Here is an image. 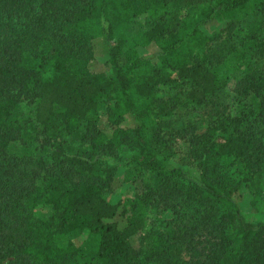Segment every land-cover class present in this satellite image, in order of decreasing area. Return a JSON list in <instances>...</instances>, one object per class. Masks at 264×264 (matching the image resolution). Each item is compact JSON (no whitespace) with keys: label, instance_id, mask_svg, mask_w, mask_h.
Segmentation results:
<instances>
[{"label":"trees","instance_id":"16d2710c","mask_svg":"<svg viewBox=\"0 0 264 264\" xmlns=\"http://www.w3.org/2000/svg\"><path fill=\"white\" fill-rule=\"evenodd\" d=\"M253 1L209 0L174 30L164 2L153 0H0V28L5 14L26 20L0 50V264H178L148 221L159 207L180 218L187 202L195 205L191 227L173 239L190 248L192 264H264V220L246 216L237 199L253 203L264 192V132L258 139L250 127L264 129V78L244 81L232 130L218 119L186 136L183 164L175 154L159 156L145 126L163 85L191 83L188 97L197 104L215 94L217 69L192 62L182 46L219 39L231 28L221 16ZM144 13L149 30L131 42L116 37ZM213 20L223 26L209 33ZM100 38L107 77L88 69L89 45ZM149 46L156 52L142 54ZM22 92L37 100L33 120L19 117ZM103 115L109 132L99 127ZM80 127L85 146L65 145ZM39 129L46 158L9 154L13 142L32 141ZM118 172L122 184L140 185L130 203L103 196Z\"/></svg>","mask_w":264,"mask_h":264},{"label":"rangeland","instance_id":"374dc122","mask_svg":"<svg viewBox=\"0 0 264 264\" xmlns=\"http://www.w3.org/2000/svg\"><path fill=\"white\" fill-rule=\"evenodd\" d=\"M153 1L164 2L167 11L165 16L175 30L180 20L190 23L197 14L198 6L205 5L209 0ZM221 19L223 22L226 20L231 28L227 32H223L219 39L207 41L202 37H196L185 42L182 46V50L191 53L192 62L204 59L210 66L217 69L220 81L215 94L197 104L188 97L190 91L194 89L191 83L174 82L155 90L156 108L148 116L145 126L149 137L152 136L154 139L153 145L159 156L172 153L176 155V160L183 164L187 162L185 156L190 155L187 151L186 140L188 137L186 138V136L191 132H204L207 125L213 124L218 119L223 120L232 130L235 124L234 120L240 117V109L243 108L240 91L244 87V81H249L252 77H255L256 80L258 77L264 78V16L260 12V0H255L234 12L223 14ZM150 20L149 13H144L128 24L120 25L115 35L117 38H125L131 42L132 39L139 38L150 29ZM25 24L26 20L22 16L8 17V14L4 15L0 28V50L8 47L14 41L16 34L19 32L22 34ZM222 26L221 22L213 20L205 28L209 33H212ZM170 30L172 29L170 28ZM89 49L93 54V59L88 64L89 73L107 77L109 67L106 63L105 40L103 38L93 40ZM155 52V47L149 46L142 51V54L152 55ZM16 97L19 102L18 109L21 121L33 120L36 98L33 97V94H26V92L16 93ZM262 98L264 99L261 97L260 100ZM134 99H136L135 96ZM102 101L103 106H107L106 99ZM163 111L168 114L166 115ZM104 116L101 118L99 127L103 131L109 132V125L106 116ZM250 127L260 139L259 136L262 134L260 131L263 130L264 132V129L255 128L253 125ZM86 133L85 128H76L70 136L63 138L64 144L85 146L86 139L84 136ZM32 137V141L26 140L25 143L21 140L13 142L9 154L25 155L31 153L33 156L37 155L38 158L42 156L46 158L47 155H45L44 150L39 147L44 141L45 133L39 129L36 133H32ZM144 177L146 182H152L148 176ZM121 179V172H118L113 189H105L103 196L113 203L122 201L127 204L139 192L140 185L122 184ZM237 199H239L241 209L246 216L264 220V192L253 203L247 195ZM193 206L195 208L192 202H187V208L183 210V216L180 218L172 211H164L162 207L149 215L148 229L165 234L164 238L171 247L169 254L179 259L178 264H192V260H194L191 258L192 251L190 248H186L185 245L181 244L182 242H177L178 244L174 245L175 240L173 239L177 232L184 233L191 227L188 214L194 212ZM57 240L64 242L65 238L59 237ZM10 262L12 260L6 264ZM145 264L152 263L146 260Z\"/></svg>","mask_w":264,"mask_h":264}]
</instances>
